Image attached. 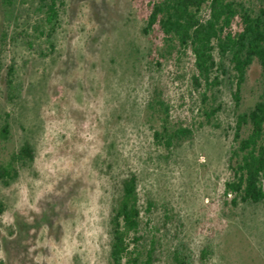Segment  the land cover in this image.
Masks as SVG:
<instances>
[{
    "label": "rangeland",
    "instance_id": "obj_1",
    "mask_svg": "<svg viewBox=\"0 0 264 264\" xmlns=\"http://www.w3.org/2000/svg\"><path fill=\"white\" fill-rule=\"evenodd\" d=\"M157 1L58 0L51 25L39 0H0V163L26 142L34 151L0 181V264H111V209L131 173L142 224L124 264L150 250L153 264H264V201L226 190L260 65L239 106L228 81L197 87L191 51L169 48L159 25L143 32ZM163 125L193 136L167 148Z\"/></svg>",
    "mask_w": 264,
    "mask_h": 264
},
{
    "label": "trees",
    "instance_id": "obj_2",
    "mask_svg": "<svg viewBox=\"0 0 264 264\" xmlns=\"http://www.w3.org/2000/svg\"><path fill=\"white\" fill-rule=\"evenodd\" d=\"M10 3L11 0H4ZM40 12L53 25L58 19V0H39ZM239 20L240 30L233 24ZM159 25L169 48L190 50L193 56L194 73L192 80L197 87L205 83L208 87L222 81L235 85L232 97L236 106L241 101V91L246 84L248 71L256 61L261 68L262 93L259 100L248 111L237 115L235 123V148L231 151L230 163L233 178L226 184L227 192H232L244 203L258 204L264 201V0H159L151 8L147 26L148 33ZM13 68L9 74H13ZM10 85L12 80L9 81ZM164 106L163 103H161ZM168 113V107H165ZM219 111L212 108L207 113L211 118ZM167 123L166 120L163 121ZM244 129L248 130L244 135ZM10 125L5 122L1 137L6 140ZM155 137L170 148L192 138L193 130L179 127L170 130L163 125L162 132ZM34 151L29 143H24L13 152L10 160L0 163V181L8 186L19 176V167L33 162ZM236 202V200H235ZM3 212L0 206V213ZM142 210L139 205L138 177L131 173L122 180L121 190L115 200L109 220L111 264H124L130 250L131 236L136 235L142 224ZM139 254L130 258L139 262ZM142 264H153L150 250Z\"/></svg>",
    "mask_w": 264,
    "mask_h": 264
}]
</instances>
